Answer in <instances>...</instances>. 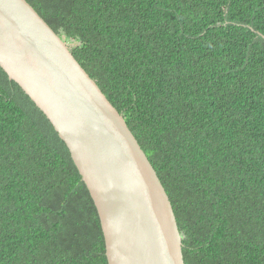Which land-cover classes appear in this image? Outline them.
Segmentation results:
<instances>
[{"label":"trees","instance_id":"1","mask_svg":"<svg viewBox=\"0 0 264 264\" xmlns=\"http://www.w3.org/2000/svg\"><path fill=\"white\" fill-rule=\"evenodd\" d=\"M162 182L185 264H264V0H27ZM0 264H108L65 142L0 67Z\"/></svg>","mask_w":264,"mask_h":264},{"label":"water","instance_id":"2","mask_svg":"<svg viewBox=\"0 0 264 264\" xmlns=\"http://www.w3.org/2000/svg\"><path fill=\"white\" fill-rule=\"evenodd\" d=\"M0 67L65 142L108 264H185L169 196L125 118L27 0H0Z\"/></svg>","mask_w":264,"mask_h":264}]
</instances>
